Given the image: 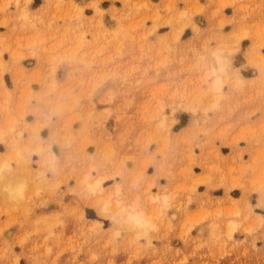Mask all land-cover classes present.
Listing matches in <instances>:
<instances>
[{
	"label": "rangeland",
	"instance_id": "374dc122",
	"mask_svg": "<svg viewBox=\"0 0 264 264\" xmlns=\"http://www.w3.org/2000/svg\"><path fill=\"white\" fill-rule=\"evenodd\" d=\"M0 86V264H264V0H0Z\"/></svg>",
	"mask_w": 264,
	"mask_h": 264
},
{
	"label": "crops",
	"instance_id": "0c3cea01",
	"mask_svg": "<svg viewBox=\"0 0 264 264\" xmlns=\"http://www.w3.org/2000/svg\"><path fill=\"white\" fill-rule=\"evenodd\" d=\"M12 92H8V94H2L0 93V100L3 99L4 96L7 98L10 97L13 99V97L17 96L19 100L26 99L25 96L28 98V92L26 91V94H20L19 89H8ZM13 90H18L16 92H13ZM0 91L2 92L1 86ZM30 97L32 98V94H30ZM11 99L9 101H11ZM27 100V99H26ZM263 100H260L259 98H254L253 101H246L248 104H261ZM32 103V102H31ZM1 111H0V164L5 161L9 162L7 163V168L10 167L11 169H14L13 176H16L17 173L22 170V168H26L30 171L32 175L35 173L32 171L35 167L32 165V162L34 161V157L31 156L33 150L40 145L41 147H49V141L53 139H57V136L53 129L50 127L47 128V135L46 137H42L41 129H37V127L40 125V120L38 117H27L26 115L29 110L28 106L25 107H19L21 109H16L14 107H9V104L7 106L0 105ZM25 109V110H23ZM31 111V110H30ZM24 113V114H23ZM246 115L249 116L253 113V111L246 110ZM258 121L256 123L264 122V113L261 112L260 119H257ZM264 124V123H263ZM262 124V125H263ZM52 148V147H51ZM50 149V147H49ZM51 150V149H50ZM19 152L21 158H17V153ZM23 160V161H19ZM30 162V163H29ZM9 164V165H8ZM37 168V166H36ZM12 171V170H11ZM9 173V174H10ZM2 173H0V185L4 183V181L7 179L5 176H1ZM0 199L7 200L2 194H0ZM8 202H11L8 200Z\"/></svg>",
	"mask_w": 264,
	"mask_h": 264
},
{
	"label": "bare ground",
	"instance_id": "6f19581e",
	"mask_svg": "<svg viewBox=\"0 0 264 264\" xmlns=\"http://www.w3.org/2000/svg\"><path fill=\"white\" fill-rule=\"evenodd\" d=\"M218 57V56H217ZM219 58V57H218ZM217 64H218V69L222 70L223 69V63L220 61V59H217ZM222 66V67H221ZM220 88V81L218 79H216L213 82V89L217 90ZM23 172H18L16 176H13L11 178H9L8 180H6L5 185V189H6V194L11 197V198H17L20 197L21 194L25 191V189H29V186L26 182H23L22 180V176H23ZM172 219H174L175 215L172 214L170 216ZM128 219L130 220V222L135 226V227H141L145 224L144 219L142 218V216L140 214H130L128 216Z\"/></svg>",
	"mask_w": 264,
	"mask_h": 264
}]
</instances>
